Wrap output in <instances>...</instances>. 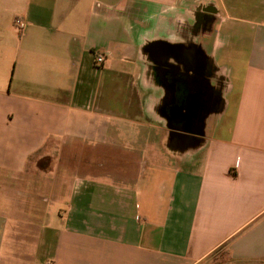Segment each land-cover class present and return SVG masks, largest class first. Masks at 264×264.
<instances>
[{
	"label": "crops",
	"instance_id": "obj_1",
	"mask_svg": "<svg viewBox=\"0 0 264 264\" xmlns=\"http://www.w3.org/2000/svg\"><path fill=\"white\" fill-rule=\"evenodd\" d=\"M0 264H264V0H0Z\"/></svg>",
	"mask_w": 264,
	"mask_h": 264
},
{
	"label": "flooded vegetation",
	"instance_id": "obj_2",
	"mask_svg": "<svg viewBox=\"0 0 264 264\" xmlns=\"http://www.w3.org/2000/svg\"><path fill=\"white\" fill-rule=\"evenodd\" d=\"M190 72L185 73L184 75L179 76L177 79H180L181 81H184V84L186 86V82L190 81L194 86V88L191 89V91L184 90L183 93L180 89H177V94H176V103L183 105L186 109L190 108V103H191V95L194 94V92L199 89L202 97H201V103L202 106L198 110L197 117L195 118L194 122L192 123V127H196V122H198L203 114V109L204 107H208L210 104L212 98V91L208 88L207 82L204 77L203 73V66L202 62H194L191 66ZM181 88V87H180ZM172 109V105L170 104L167 108L168 111ZM176 126H181L184 123L183 122H176Z\"/></svg>",
	"mask_w": 264,
	"mask_h": 264
},
{
	"label": "rangeland",
	"instance_id": "obj_3",
	"mask_svg": "<svg viewBox=\"0 0 264 264\" xmlns=\"http://www.w3.org/2000/svg\"><path fill=\"white\" fill-rule=\"evenodd\" d=\"M241 55V54H240ZM211 70V68L209 69H207L206 70V75H205V79H206V81H207V85L209 86V85H212L213 87H215V83L214 84H212L211 82H208L209 80H210V78H208V77H210L209 76V71ZM211 83V84H210ZM120 84H122V90H121V92L120 93H124V91H125V85H124V83H120ZM112 85H113V83H112ZM223 87V84H217V89H215L216 90V92L217 93H219V90L221 89ZM113 88V87H112ZM214 89V88H213ZM113 94V93H112ZM114 105L115 106H119V104H120V102L119 101H116V100H114ZM129 105L126 107V111L128 112V113H132L133 112V109H134V106H132L131 107V109H130V111H132V112H129ZM133 133H134V131L133 130H128V133H127V138H128V148L129 147H131V150H132V154L133 155H136L137 154V152H138V150L140 149V148H138V147H136V146H133V139L135 138V136H133ZM147 137V134H145L144 133V137ZM148 136H149V134H148ZM159 136H160V134H159ZM138 138V137H137ZM131 141V142H130ZM96 142V144H97V141H95ZM131 143H132V146H131ZM95 150H96V153H95V165L96 166H98L100 169H102L103 168V166H104V164H105V160H104V157H103V149L102 148H100V147H96L95 148ZM114 159V158H113ZM116 159V158H115ZM114 159V160H115ZM50 165H51V162H49V160L47 161V162H45V163H43L42 164V166L43 167H45V168H49L50 167ZM54 167H52V169H55V165H53ZM59 207H61L62 209H66V201H61V199H59L58 201H55L54 203H53V206L51 207V216L53 217V219H54V221L55 220H57V210H58V208Z\"/></svg>",
	"mask_w": 264,
	"mask_h": 264
},
{
	"label": "built area",
	"instance_id": "obj_4",
	"mask_svg": "<svg viewBox=\"0 0 264 264\" xmlns=\"http://www.w3.org/2000/svg\"><path fill=\"white\" fill-rule=\"evenodd\" d=\"M14 23H15L16 28H18V29H20L24 25L23 21L19 18H16ZM104 60H105L104 53H102L100 51H96L95 57H94V65L96 67H99L104 63Z\"/></svg>",
	"mask_w": 264,
	"mask_h": 264
},
{
	"label": "water",
	"instance_id": "obj_5",
	"mask_svg": "<svg viewBox=\"0 0 264 264\" xmlns=\"http://www.w3.org/2000/svg\"><path fill=\"white\" fill-rule=\"evenodd\" d=\"M192 104H193V103H192ZM174 110H175L176 112L183 111L182 106H177Z\"/></svg>",
	"mask_w": 264,
	"mask_h": 264
}]
</instances>
